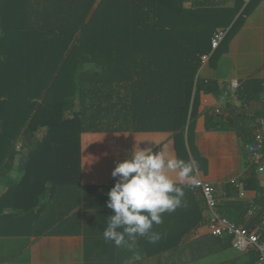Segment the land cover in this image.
I'll use <instances>...</instances> for the list:
<instances>
[{"label":"trees","instance_id":"16d2710c","mask_svg":"<svg viewBox=\"0 0 264 264\" xmlns=\"http://www.w3.org/2000/svg\"><path fill=\"white\" fill-rule=\"evenodd\" d=\"M141 1L0 0V236L81 232V143L89 133L172 132L177 157L187 161L191 154L198 162L193 138L200 96L221 93L215 80L198 75L202 55L240 5L186 8L184 0H155L156 10L143 13ZM252 7H245L226 40ZM263 92V81L248 79L228 94L222 110L203 114L206 130L234 131L246 157L238 183L218 190L217 210L257 229L262 239L264 188L257 167L264 139L256 141L259 124L250 127L234 101L244 107ZM255 144L258 161L247 152ZM16 160L18 180L9 176ZM238 184L256 191L251 202L228 200L238 197ZM184 193L197 194L190 186ZM162 220L155 224L160 239L154 253L175 250L203 219L193 209ZM218 238L231 247L228 237ZM256 260L249 251L215 264Z\"/></svg>","mask_w":264,"mask_h":264},{"label":"crops","instance_id":"0c3cea01","mask_svg":"<svg viewBox=\"0 0 264 264\" xmlns=\"http://www.w3.org/2000/svg\"><path fill=\"white\" fill-rule=\"evenodd\" d=\"M143 13L156 10L155 0H142ZM186 8L213 6L220 9H234L240 5L230 27L242 14L246 6L253 5L244 15L237 31L229 40L224 38L217 49L208 53L202 60L198 75L203 79L215 80L221 90L218 97L201 94L200 116L197 120L193 143L198 158L195 180L211 182L217 191V201L222 200L218 193L225 183L233 179L238 183L245 170L246 157L242 143L234 131L206 130L203 114L206 110L216 111L225 107L227 96L234 87L248 79L264 82V0L245 3L244 0H184ZM241 3V4H240ZM151 4V5H147ZM148 6V7H147ZM144 15V14H143ZM145 17V15H144ZM238 111H244L249 126L258 123L257 131L264 139V92L259 100H251L241 107L234 101ZM164 149L166 156H175L172 132L162 131H121L89 133L81 143V195L76 210L81 216V232L74 235L41 236H0V264H215L240 253L232 247L227 248L223 239L208 233L205 220L207 211L195 184L190 188L197 194H185L183 203L175 211L164 213L174 218L177 210L188 214L193 209L203 219L195 229H189L181 244L175 250L158 251L152 249L147 237H137L131 247H117L112 241H105L103 232L108 226L112 209L106 206L107 193L118 177L111 176L115 164L130 159L134 147ZM251 148V147H250ZM253 152L252 159L259 160L262 154ZM259 148V146H258ZM264 154V151H263ZM189 158L194 157L189 154ZM260 164L264 165V157ZM18 160L9 172L14 179L21 177L17 171ZM176 179L175 174H171ZM260 185L264 188V177L257 173ZM187 183V182H186ZM238 197L228 200L251 202L255 190L243 189L239 184ZM1 192V191H0ZM196 200V202H195ZM152 231L155 232V224ZM158 233V229L156 230ZM224 237V236H223ZM158 241L156 242V246ZM149 250V251H144ZM138 257V258H137Z\"/></svg>","mask_w":264,"mask_h":264},{"label":"clouds","instance_id":"9594fccd","mask_svg":"<svg viewBox=\"0 0 264 264\" xmlns=\"http://www.w3.org/2000/svg\"><path fill=\"white\" fill-rule=\"evenodd\" d=\"M197 167L195 160L166 156L164 149L134 147L131 158L117 162L111 170V176L119 179L107 193L106 206L113 214L104 240L117 247H131L137 237L158 241L160 234L152 231L153 225L163 223L164 213L182 205L184 187L195 184Z\"/></svg>","mask_w":264,"mask_h":264},{"label":"built area","instance_id":"2783aa9c","mask_svg":"<svg viewBox=\"0 0 264 264\" xmlns=\"http://www.w3.org/2000/svg\"><path fill=\"white\" fill-rule=\"evenodd\" d=\"M250 1L251 0H244L245 3H249ZM226 35L227 29L225 28L218 29L213 33V36L211 38L212 51L218 48ZM208 56V54L202 55V60L207 59ZM231 86L236 88L237 82L232 81ZM255 139L258 143H261L263 141V136L260 133H257ZM255 145L251 146L252 151H256L258 149V145ZM257 173L261 174L264 177V165H258ZM230 182L236 184L235 180L233 179ZM195 187L200 192L203 204L207 211L205 225L208 233L216 237H228L230 239L231 247L234 250L240 253L253 251L257 255L256 264H264V239L260 237L257 229L249 231L244 226L236 224V222L230 220L229 218L218 212L216 188L211 182L198 179L195 182ZM252 211L253 209L249 210L247 212V216H250L252 214Z\"/></svg>","mask_w":264,"mask_h":264},{"label":"water","instance_id":"95a60500","mask_svg":"<svg viewBox=\"0 0 264 264\" xmlns=\"http://www.w3.org/2000/svg\"><path fill=\"white\" fill-rule=\"evenodd\" d=\"M255 146H256V145H255ZM255 146H254V147H255ZM250 150H251V148H250ZM251 151H252V150H251Z\"/></svg>","mask_w":264,"mask_h":264},{"label":"rangeland","instance_id":"374dc122","mask_svg":"<svg viewBox=\"0 0 264 264\" xmlns=\"http://www.w3.org/2000/svg\"><path fill=\"white\" fill-rule=\"evenodd\" d=\"M249 116H247V118H248Z\"/></svg>","mask_w":264,"mask_h":264}]
</instances>
